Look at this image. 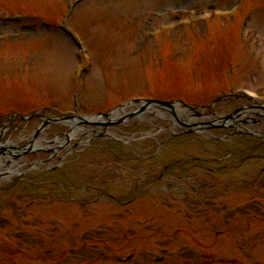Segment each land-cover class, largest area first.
Segmentation results:
<instances>
[{
  "label": "rangeland",
  "instance_id": "1",
  "mask_svg": "<svg viewBox=\"0 0 264 264\" xmlns=\"http://www.w3.org/2000/svg\"><path fill=\"white\" fill-rule=\"evenodd\" d=\"M73 1L0 0V124L10 113L44 107L66 115L75 110L76 94L84 114L107 112L135 97L204 105L248 88L264 98V0H83L70 10ZM64 16L71 34L60 28ZM167 22L173 30L153 35ZM222 106L223 112L234 110ZM146 117L111 130L125 141L146 137L147 143L133 147L152 158L138 162L130 144L96 137L70 153L68 145L60 151V175L29 173L11 191L0 190V264H229L232 252L240 256L235 248L242 241L264 264V142L252 137L255 142L231 143L246 141L243 128L264 132L263 117L240 124L232 141L223 136L230 146L204 131L159 151L154 142L168 134L161 129L173 117ZM50 127L42 134L47 140L71 129ZM42 156L49 155L34 159ZM170 156L184 165L163 172ZM199 156L202 169L191 161ZM255 176L251 185L242 180ZM157 178L162 180L151 182ZM100 186L103 192L96 191ZM216 208L225 209L218 222V214L201 217ZM236 212L234 227L243 235L233 234L224 219Z\"/></svg>",
  "mask_w": 264,
  "mask_h": 264
},
{
  "label": "water",
  "instance_id": "2",
  "mask_svg": "<svg viewBox=\"0 0 264 264\" xmlns=\"http://www.w3.org/2000/svg\"><path fill=\"white\" fill-rule=\"evenodd\" d=\"M133 102L134 103H136V102H142L143 104L141 105L139 111H137L135 113H132V114H129L127 117H132V116L136 115L139 112L145 111L150 106L164 107L167 110H170L172 112H175V110H176V104L178 103V102H161V101H156V100H134V101L129 102L127 105H130ZM127 105H124L123 107H126ZM189 108L190 109H194L192 107H189ZM104 116L105 117H108V116H110V114H104ZM125 118L126 117H123V118L118 119L116 121H109V122H106L105 124L106 125H109V124H112V123H120ZM228 118H233V115L229 116ZM83 119H84V122L85 123H94V122H91L89 120H86L85 118H83Z\"/></svg>",
  "mask_w": 264,
  "mask_h": 264
},
{
  "label": "flooded vegetation",
  "instance_id": "3",
  "mask_svg": "<svg viewBox=\"0 0 264 264\" xmlns=\"http://www.w3.org/2000/svg\"><path fill=\"white\" fill-rule=\"evenodd\" d=\"M4 122V120L1 122V124ZM32 122H34V123H31V122H29V123H27V125H25V126H21V125H19V123L18 122H10L9 123V130H8V132H7V134L10 136L12 133L14 134L15 133V131H17V130H23L24 131V134L26 133L28 136H32V134H33V132H34V130H35V127L39 124V122L38 121H32ZM12 134V135H13ZM30 139H24V141L22 142V143H20V146L23 148V149H25L26 148V146H27V144L28 143H30V141H29Z\"/></svg>",
  "mask_w": 264,
  "mask_h": 264
},
{
  "label": "bare ground",
  "instance_id": "4",
  "mask_svg": "<svg viewBox=\"0 0 264 264\" xmlns=\"http://www.w3.org/2000/svg\"><path fill=\"white\" fill-rule=\"evenodd\" d=\"M165 115V114H164ZM139 118L141 119V120H144V119H146L144 116H139ZM82 131H80V130H78V129H76V128H74V132L73 133H70V135L72 136V135H78V134H80ZM109 133V132H108ZM70 136V137H71Z\"/></svg>",
  "mask_w": 264,
  "mask_h": 264
}]
</instances>
